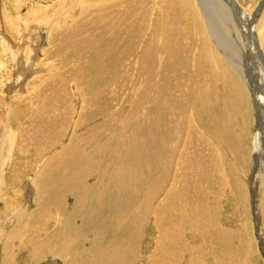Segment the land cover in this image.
Returning <instances> with one entry per match:
<instances>
[{
  "label": "rangeland",
  "instance_id": "374dc122",
  "mask_svg": "<svg viewBox=\"0 0 264 264\" xmlns=\"http://www.w3.org/2000/svg\"><path fill=\"white\" fill-rule=\"evenodd\" d=\"M11 1L15 2V0H11ZM11 1L10 0H0V99L2 102L0 103V155H1L0 157V264H29L27 262H30V260H32L33 258L32 249H31L32 244H30V240L28 239H24L25 241L17 240L16 239L17 234L14 233V230L20 228L21 224H24L23 229L25 232H27L33 229L37 223H40V222L43 223V221L41 220L37 221V219L29 218L30 215L28 214H30L32 211H36L37 209L50 208L51 213L55 211V215H57L58 218L63 216L65 213H69L70 211V213L77 215L78 217L81 218V220H78L79 222L77 221L78 223L75 227V230H73L74 233L72 232L69 235V237L76 238V240L73 241V243L71 244L73 247L72 250L71 249L69 250V258L71 259L76 258L75 254L77 252L79 259L83 258L84 261H87V262L90 261V259H88L89 257L88 254L83 252L84 249H88V247L90 246V243L86 242V244H84L83 242H81L80 246L82 248H79L78 250L74 248L73 244L82 238L92 237L91 235L93 234V232H95L94 228L100 227V228H104L103 230L106 231V234L102 232L100 233L102 239L101 240L99 239L98 243L100 242L105 243L106 241L112 239L111 240L112 244L114 243L117 244V242L119 244L123 240L131 237V235L133 236L134 234L133 232L132 234H130L131 233L130 231L132 230V228H131V224L129 223L131 222H128V221L127 223H125L124 226L120 225L119 230L117 231V233H115L114 231H116V227H115L116 220L121 219L123 216L122 214L127 215L129 217V215L132 214L131 213L132 208L136 207L138 203V202L136 203V201L137 200L140 201L141 197H143L146 194V188H147L148 182L150 181L153 186V183H154L152 182L153 178L156 175L158 176L161 175L167 167H170L168 160H166L172 156L171 154L172 151L170 150V147L167 146L166 151L164 150L159 151V150L160 148L162 149L165 143H167L168 145L171 144V147L176 148L177 144L175 142H176L177 135L175 133H170L168 137H166L163 141H162L161 133L157 135L156 134L152 135L153 138L155 137V140L152 142V144L145 146L147 148L145 149L146 156H145L144 169H143L144 173L145 172L151 173L150 174L151 176H148V177L146 176V179L144 178L145 177L144 175L138 176L141 179L140 180L139 178L136 179L137 185L133 186V190H130L132 180L130 181L129 178L123 177V174L128 172V169H129V163L124 162V160H125V157L128 156L126 158H128V162H129L132 159V155L130 154L134 153L135 151L138 152L140 148L142 150V147L140 143H139L140 144L139 146L138 144L139 140L137 139L136 135H131L130 139L128 137L129 141L125 139V136L123 135V131H122L124 130V122H121L120 120L125 119L127 113L132 109V111H136L137 113L140 114V116H142L144 124L147 123V117L143 113L144 107L142 105H139V103L148 101L149 102L148 107H150L152 111H155V110L160 111L161 110L160 108L162 106L170 102L171 104H174V105H177L178 103H180L181 111L176 110L174 112V114L178 113V115L172 117L173 124H176L178 122L179 116L184 115V114L185 116H187L186 117V122H187L188 115L191 114L190 112L191 109L189 110L190 113H187L189 103L195 101L196 99L201 100V101H207V97L205 94H203L200 91L194 92L192 88L193 86H197L198 88H203V85L206 83H208V86L211 87L213 94H215L214 90L217 91V94H218L217 96L219 97V102H220V103H217V102L215 103L214 99L212 100L211 110L215 114L214 113L212 114V111H210L211 114L209 113L210 114V115L208 114L209 116L206 115V117L202 119V124H201L205 127V123H208L210 119L214 123L213 128L210 127L208 123L207 124L208 129L205 131L203 130L201 131L205 134L206 139L212 138V144L215 149V152L212 155L216 158V162L218 163L216 167L218 169V174H219V178H213L215 182H209L210 183L209 186H206V188L208 189L207 196L210 199L209 204L211 205V208L213 209V213L215 212L214 213V216H215L214 226L213 227L210 226V230L211 232H213L214 236L216 237H217V234L221 232L222 233L223 232H232V233L235 232V234L238 235V239L232 241L231 243L233 244H230V245H231L232 250L236 247L237 254L232 253L231 255H227L226 253H224V250H225L224 248H218L217 246L212 247L210 245L209 246L205 245L207 242L204 243L205 240L202 241L199 238H193V236L196 233L192 234V233L187 232L186 230L187 226L185 225V228L182 230L183 234L182 232H177V233L174 232L171 234L175 236L177 241H180L179 237L183 240L188 239L189 246L195 250L196 248H199L200 253H195V256H193L191 259V253L189 252L191 251L190 250L191 248L187 247L186 250L179 249L177 251L181 253L179 261L178 259L175 261V259L171 255H168L167 258L164 259L163 261H161L160 258L157 260V257L154 258V256L153 258H151L150 254L153 251L159 254V249H160L159 245L156 243V238H158V230L156 228L155 221L158 220V218H156V216L153 214L156 211L154 201L151 202L150 207H148L149 212L147 213V216L145 217V219H147L148 224L144 225L145 227L141 232L142 238L140 239V241H137V243L134 240H130L128 243L125 244V246H128L130 243H132L133 248L130 251L135 252V253H138L137 251L141 246L144 247V250H146V255L144 253L143 257H141V259L137 261L135 264H154V263L163 264V262H165L164 264H240V263L250 264V262H252L251 264H264V251H263L264 250V231H263L264 227H262L264 226V221L262 220V223H261L262 230H259V225H257V220L255 221L253 217L254 212L258 216L262 214L260 213L261 212L260 207H262L263 205V203H260L257 209V207L254 205V196H255V200L257 203L261 200H263L264 202V196H263L264 195V185H263L264 182L263 184H261L262 177L259 178V174L264 172V169H262L259 174H256V171H255L256 164L258 163V161L262 160L264 163V159H263L264 158V155H263L264 154V148H263L264 147V130L262 131V128H261V132L258 135L259 139L261 140V141L259 140V143H260L259 145H261L259 146L254 140V135L257 134L260 131V129L256 125V118H255L256 115L254 114L253 108L251 106L252 104L250 103L251 97L249 93H247L248 94V99H247L246 95L242 91H240V89L237 87L236 84H234L233 90H229L228 85L230 84L232 80L229 77V73L226 71V80L221 76L223 67H225L226 69L230 70L231 73L235 74L236 76L238 75L237 77L242 82L243 87L245 86L244 83H247L250 86L254 84L253 77H251L252 75H250L251 72L249 70V66L247 65L249 61L250 51L249 52L246 51L245 53L244 49L246 48H244L242 45L243 42H245L246 44V40L248 38V35L246 36V33H247V28H248L249 33L253 35L254 39H256L254 40L255 44L250 45L249 49L251 50V47L254 46L255 50L261 53L260 54L258 52L259 55L258 54L257 55L261 58L258 60L261 62L263 68H261L259 65L258 74H255V76L257 78H260L258 79L259 83L261 84L264 83V75H262L263 74L262 72L264 71V53H262L264 52V49H262L264 48V38L261 37V33L259 31L256 32V30H258L257 27L252 26L251 23L248 26V22H250L249 20H252L253 18H255L260 6L264 3V0H223L224 3H226L228 6H231L232 11L234 13H236L239 16L241 14L240 17L244 20V22H246V26L244 30L242 32L240 30L242 34L241 40L239 41V38H238L236 42V46H238V49H239L238 53L240 51V54H241V56H239L240 60L238 61V64L240 67L242 66L241 68L244 69V71L242 69L241 74L240 73L238 74V72L234 69L233 65L228 62V58L227 57L225 58L224 55L220 52V49L218 48V45H217L218 43H216L214 39L212 40L211 35H208L206 37V39L207 38L208 39L205 40L203 34H201L196 27V22H195L196 16L194 14L188 16L187 11H185V12H182V15L175 14L172 16V14L169 13L170 10L162 3V0H124V1L116 0L117 4L115 6H118V7L114 6L111 8L112 15L109 17V20L94 17L95 15H100L101 8L107 0H101V3L99 5L101 8L98 6L95 8L94 6L89 5L88 6L89 8L86 7L85 11H83V9L80 7V3L78 2L79 0H76V1L74 0H71V1L70 0H30L28 1L26 0L25 3L21 2V4L17 2L13 4ZM203 1L205 2L204 4L205 6H203L206 8L205 12H203L205 8H201L200 7L201 5H199V3L197 4V6L199 10L203 9V11H200L201 13L199 14L201 15V19L204 20V23L207 27V21L205 18V14H207V16L209 17V11H208L209 5L207 3L208 2L207 0H203ZM196 3H197V0H196ZM125 5H128V6L126 7ZM263 10H262V13H263ZM148 11L152 13H149ZM131 12L132 13L134 12V13L132 14ZM144 14L146 15L144 16ZM68 15L70 16L68 17ZM143 16H144V19H143ZM149 17H150V20L147 19ZM259 17L258 19H260ZM100 22L102 23L101 26L105 28V30L103 31H99ZM34 25H36L38 28L37 29L33 28ZM103 25H107V26H103ZM226 25H228V23H226ZM161 26L163 27L161 28ZM222 27L223 26L221 25V29ZM96 31L99 33V36L96 34ZM222 31L226 34L229 32L227 28L225 27H223ZM156 32L158 33V35ZM262 32L264 33V29ZM113 36H114V39H112ZM235 37H236L235 35L232 36V34H230L228 38L230 41H233L234 40L233 38ZM242 37H245L246 39L243 41ZM87 41L89 44L87 43ZM12 42L13 44L9 45ZM177 42H178L179 49H177V46H176ZM123 43L125 46L123 45ZM128 43L130 46H128ZM21 44H24V45H21ZM12 45L14 46V49H12ZM233 47H234V44H233ZM205 49H209L208 56H207V53L205 54ZM210 49H214L215 51L217 50L216 52L218 53H215L212 50L211 51L212 54H211ZM226 49L230 52L229 50L230 48H226ZM236 51H237V47H236ZM256 51L254 52L256 53ZM213 53L215 55L217 54L218 56H220L219 58L222 62L221 64L218 62L217 63L215 62V60L217 59L216 57L214 58L215 55H213ZM15 54L18 56H16ZM174 55H176L177 57ZM72 56L74 59L72 58ZM193 56H194V59H193ZM212 56H213V60H212ZM127 57H130V58H128L127 60ZM196 58L198 59L199 63L198 61H196ZM223 60L227 63H224ZM178 61H179V64L182 66L181 68L177 64ZM196 63L198 64L196 65ZM214 63H215V67L213 66ZM88 64L91 67H88ZM196 67L197 69H195ZM198 67H199V70H198ZM120 69H122V71H120ZM72 71H75V73ZM248 71L250 72V74ZM245 73L248 74L249 76L248 75L246 76ZM216 74L222 77L221 81L217 82V79L215 80ZM53 78L55 79L53 80ZM92 79L93 80L95 79L96 81L95 80L93 81ZM125 82L126 83L128 82V83L126 84ZM160 83H161L160 86L162 90L161 88L159 89ZM145 84H147L150 87V96L142 99V97L138 96V94L143 89ZM178 84H181V90H178V88L175 87ZM188 84L189 86L187 88ZM88 87H91V88H88ZM132 87H134L135 89ZM167 87H171V90H167L166 89ZM151 91H153L154 93ZM189 91L190 93H188ZM119 92H121L120 93V95L122 94L121 96L119 95ZM196 93L198 94V97H196L197 96ZM134 94H136L137 97L135 96V98H130ZM193 95L194 97H192ZM60 100L61 101L63 100L62 102H65V103L61 104L60 102H58ZM226 100L230 101L231 103L229 104L226 103ZM80 101H82L83 104ZM90 102H93V104H90ZM200 104L205 105V103H202V102H200ZM234 105L238 106L237 112L233 111ZM215 106H217V109L220 111V113L217 112V109L215 108ZM67 107H68V110H67ZM86 107L87 109L90 107H93V108L97 107L96 110L94 109L96 114L87 115V117L85 116V121L89 122L93 120L96 116L99 117L95 119L96 121L95 120L91 121V123H94V124L96 123L98 125L96 126L93 124V126L96 127L95 128L96 132L94 133L96 134L95 137L98 136L96 140L98 145H96L93 149H91L89 146H86V147H83L82 149L83 151L80 150L79 152L69 154L70 157L66 159V162L60 161L58 162L60 163V165L55 164L56 168L52 172L53 174H51L50 176V172L47 170L45 166L46 165L48 166V163L51 162V159L53 158L54 154L62 151L65 147H67L66 145H69L72 142L74 135L76 133H77L76 137H82V134L80 133L78 134V132H80L83 129H85V131L84 130L83 131L86 132V129H87L86 127L80 128V129L78 128L79 126L78 124L84 123L80 119H81V113L84 112ZM31 109H35V110H31ZM34 111H37L34 113V115H36L39 112L41 113L40 115H42V117L46 119V121H50L52 122V124H54L48 130V133L45 134V137L40 136L41 140L37 142L36 146L33 143L32 139L26 140L24 137H22L24 135V132L27 133L26 129L29 128L25 120L28 114ZM221 111L229 112V114L223 117V115L221 114L222 113ZM21 112H24V113L21 114ZM62 112L64 113L62 114ZM65 113L66 115L64 116ZM237 115L239 116L237 117ZM261 115H262V111H261ZM221 116L222 118H220ZM204 119L206 120V122ZM16 121H20L23 123V130H18L16 128L15 126ZM55 122L57 124H55ZM102 123L103 125H99ZM222 124L225 125V130L229 131L232 134L231 136H232L233 142L231 146H228V144L224 142L220 143L219 140L216 139V137L218 136V132L215 129V127H218L221 129ZM173 127L175 128V126ZM208 130H210L214 134L211 135L208 132ZM142 135H143L142 133L138 134V138H140V140H141ZM50 137L51 138L59 137V140L61 139L62 143L59 141L60 144L53 146L48 150V148L51 146L50 142L52 141V139L49 140ZM108 137L111 138L110 142L112 141L109 144L105 142L107 139H109ZM147 137L152 140V137H150V133L147 134ZM22 138H24L25 140H23ZM99 138H100V143H99ZM133 139L134 140L137 139L138 141L135 140L136 142L134 143ZM136 143L138 145H136ZM225 144L229 147L227 149L228 151H226L225 147H223V145ZM257 145L258 147L262 149L258 150ZM116 146H117V149H116ZM179 147L181 146L179 145ZM255 147L257 150L255 149ZM57 148L59 149L58 151L56 150ZM15 149L20 150V155H19L20 159L16 161L12 159V156L13 155L15 156V153H16ZM8 151L11 152L13 155L9 153ZM127 152H129V154H126ZM197 153L200 154V155L198 154L199 156H204V154L201 151H198ZM109 155H110L111 160L107 158ZM260 156L261 157L263 156V158L261 159ZM73 158L75 159L73 160ZM76 160H79V161H76ZM88 160L89 162H86ZM108 160L109 162L107 163L106 161ZM213 160L215 161V159ZM72 161L74 162V164ZM97 161L99 163H97ZM118 161L121 163L118 164ZM71 163L74 167L71 165ZM84 165L86 166V168ZM173 167L174 166H172L170 169L172 170ZM72 168L74 170H72ZM87 168L89 169V171ZM100 168H102V170ZM106 168L107 170L108 169L109 170L107 171ZM40 169H42L43 171H39L38 173V170ZM198 169L201 173L203 171V176L208 177V171L206 170L207 168L199 164ZM222 169L224 170L222 171ZM73 171H74V175L73 173L71 174V172ZM66 173H67V176L70 173L67 180L64 178L66 176ZM101 173H104V174L101 175ZM88 174L90 175L88 176ZM70 175L74 177H70ZM103 175L105 177H103ZM179 177L185 179V181L187 182L185 184V189L187 193L188 189L190 188L189 179L191 176L184 178V174H182ZM245 178L247 180L248 179L250 180L247 181ZM256 178H259L258 183H257L258 185H256ZM34 180L36 181L38 180V181L35 182ZM72 180L73 182H71ZM80 180L82 181L80 182ZM172 180L173 178L170 177L169 181H167L166 186L163 187V191H162L163 193L166 192L170 188V184ZM70 182L71 184H69ZM225 184H228L230 188H224ZM236 185L239 186L243 190V192H245L244 193L245 198L244 200L242 199L241 203L237 200V198L240 197L239 196L240 192L237 189ZM246 185H248V188ZM106 186L110 187L109 188L110 190L106 188ZM76 188L79 190H77ZM96 188L98 190H96ZM67 189H68V192H67ZM92 189H93V193L91 192ZM74 190H77V192ZM89 190L91 193H89ZM94 190L96 192H94ZM71 191L74 194H72ZM112 191L113 192L115 191V192L113 193ZM101 192L103 193L101 194ZM67 193L69 195L71 193V195L69 196ZM100 194H101V197H100ZM127 194L128 195L130 194V196H128ZM46 195H48L50 198L49 203H47V201L45 200ZM214 195L216 196L214 197ZM54 196L56 197L54 198ZM77 196L80 198H78ZM93 196L95 197V200L97 202L92 200L94 199ZM111 196H112V199H111ZM125 196L126 198H123ZM98 197L101 199V201H99L100 199L97 200ZM77 198L78 199L82 198L84 200L85 198H87L88 200L87 199L85 201L83 200V202L80 203L79 200L77 201ZM128 200L130 203L128 202ZM77 202H79L80 204L77 205L76 204ZM170 203L171 201H166L167 207L170 206ZM109 206H111L112 208ZM78 207L80 208L79 211H77ZM84 208H87V210ZM97 209L100 212L97 211ZM261 209L264 212L263 207ZM92 210H94L95 212L94 211L91 212ZM110 210H112V212ZM80 212L82 213L84 212V214ZM167 212H168V208L164 209L161 212V214L164 216L165 215L167 216L166 214ZM119 213L122 216H120ZM174 213H177V214H174ZM188 213L189 212L187 211L184 215L181 212H173L172 216L175 221H177L176 219H178V221L180 220L184 221L185 219V222H186L188 219L186 215H188ZM87 215H89V217ZM262 218H264L263 214H262ZM87 222H88V225L86 226ZM103 222H106V223H103ZM94 225L95 227H92ZM105 226L108 227V229ZM80 230L81 231L84 230V231L81 232ZM126 231L130 233H127ZM123 233L126 236H124ZM7 235L11 239L10 242L6 241ZM47 237H48V233L46 235H41V237L37 240V243L43 242ZM262 237H263V240H262ZM28 244L30 245L28 246ZM250 244H252V246ZM100 246L102 247V245ZM183 248L185 249L184 246ZM56 249H57V245L55 243V246H53L51 249V254L46 253L45 257L42 259L40 264H64V262H67L68 264H70L69 260L68 261L63 260L65 256H60V257L56 256V259H54L56 255ZM243 250L245 251L243 252ZM9 254L13 255L12 260L9 259L8 257ZM140 255H141V252L139 256ZM125 257H126V254H124V259ZM6 259H8L10 262H7ZM99 261H101L102 263L101 258L99 259Z\"/></svg>",
  "mask_w": 264,
  "mask_h": 264
},
{
  "label": "bare ground",
  "instance_id": "6f19581e",
  "mask_svg": "<svg viewBox=\"0 0 264 264\" xmlns=\"http://www.w3.org/2000/svg\"><path fill=\"white\" fill-rule=\"evenodd\" d=\"M11 1V0H10ZM26 0H15V2L17 3H25ZM30 1V0H28ZM71 1V0H70ZM76 1V0H74ZM121 1V0H120ZM124 1V0H123ZM208 2V5H209V17L207 16V14H205V18H206V21H207V27L204 23V20L201 19V15L199 13H201L200 11H203L202 10H199L198 9V6L197 4L199 3V5H201L200 7L201 8H205L203 6H205V2L203 0H197V3H196V0H162V3L170 10L169 13L173 15L175 14H180L182 15V12H185L187 11V14L188 16L189 15H192L194 14L196 16V27L197 29L199 30V32L201 34H203L205 40L206 37L208 35H211L212 36V40L214 39V41L216 43H218V48L220 49V52L224 55V57L228 58V62L230 64L233 65L234 69L238 72V74L242 72V69L239 64H238V61L240 60L239 56H241L240 54V51L238 53V46H236V42H237V39L239 38V41L241 40V32L244 30L245 26H246V22H244V20L240 17L239 15H237L236 13H234L232 11V8L231 6H228L226 3H224L223 0H207ZM12 2V1H11ZM15 2H12L13 4H15ZM43 2V1H42ZM80 3V7L83 9V11L86 10V7L89 8L88 6H94L95 8L98 6L100 7V3H101V0H79L78 1ZM135 2V1H134ZM63 3V2H62ZM239 3V2H238ZM117 4L116 0H107L104 5L102 6L101 8V12H100V15H95L94 17H98V18H102V19H108L109 20V17L112 15V12H111V8L114 7L115 5ZM122 4V2H121ZM136 4V3H135ZM19 5V4H17ZM102 5V4H101ZM247 5V4H246ZM126 7L128 5H125ZM76 7V6H75ZM78 7V6H77ZM115 7H118V6H115ZM135 8V7H134ZM136 9V8H135ZM138 9V8H137ZM146 9V8H145ZM167 9V10H168ZM264 3L260 6L259 10H258V13L257 15L255 16V18H253L252 20H249L250 22H248V26L251 25L252 26H255L258 28L257 31H259L261 33V37L264 38V33L262 32L263 29H264ZM206 8L204 9L203 12H205ZM235 10V9H234ZM262 10H263V13H262ZM74 11V10H73ZM78 11V10H77ZM144 11V10H143ZM71 12V11H70ZM149 12V11H148ZM158 12V11H157ZM61 13V12H60ZM95 13V12H94ZM132 13V12H131ZM134 13V12H133ZM132 13V14H133ZM149 13H152V12H149ZM79 14V13H78ZM138 14V13H137ZM141 14V13H140ZM146 14H144L145 16ZM151 15V14H150ZM70 15H68L69 17ZM134 16V15H132ZM144 16H143V19H144ZM252 16V15H251ZM253 16V17H254ZM260 16V17H259ZM46 17V16H45ZM85 17V16H84ZM258 17L260 19H258ZM76 18V17H75ZM81 18V16H80ZM83 18V17H82ZM177 18V17H176ZM204 18V17H203ZM79 19V18H78ZM150 20V17L147 18ZM246 19V18H245ZM77 21V19H76ZM156 21V20H155ZM72 22V21H71ZM144 22V21H143ZM164 22V21H163ZM39 23V22H38ZM128 23V22H127ZM159 23V22H158ZM226 23H228V25H226ZM255 23V24H254ZM84 24V22H83ZM99 24V23H98ZM97 24V25H98ZM101 22H100V27H99V31H103L105 30L104 27L101 26ZM104 24V23H103ZM82 25V24H81ZM95 25V26H97ZM136 25V24H135ZM134 25V27H135ZM141 25V24H140ZM148 25V24H147ZM160 25V24H159ZM185 25V24H184ZM221 25L225 28H227V30L229 31L227 34L224 33L221 29ZM36 25H34L33 28H38L37 26L35 27ZM79 26V25H78ZM103 26H107V25H103ZM142 26V25H141ZM146 26V25H145ZM187 26V25H186ZM163 26H161L162 28ZM173 27V26H172ZM88 28V27H87ZM93 28V26H92ZM177 29V28H176ZM254 29V28H253ZM35 30V29H34ZM83 30V29H82ZM85 30V29H84ZM96 30V29H95ZM140 30V29H139ZM138 30V31H139ZM181 30V29H180ZM241 30V32H240ZM249 29L247 28V33H246V36L248 35V38L246 40V44L245 42L242 43L243 47L246 48L244 49L245 53L246 51L249 52L250 51V54H249V61H248V66H249V70L251 72H249L250 75H252L251 77H253V80H254V86L253 85H248L247 83H244L245 86L243 87L242 86V82L240 81V79L233 73L230 72V70L226 69L225 67H223V71H222V74L221 76L226 80V71L229 73V77L232 79L230 84L228 85V89L229 90H233V87H234V84L237 85V87L240 89V91H242L245 95H246V98L248 99V94L250 95L251 97V106L253 108V112L254 114L256 115L255 118H256V125L257 127L260 129V131L254 135V140L255 142L259 145V133L261 132V128H262V131L264 130V83H259L258 79L260 78H257L255 76V74H258V66L260 65L261 68L262 67V64L261 62L258 60V59H261L258 55V52L255 50V47L252 46L251 47V50L249 49L250 48V45L252 44H255L254 43V37L252 34L249 33L248 31ZM26 31V30H25ZM165 31V30H164ZM28 32V31H27ZM121 32V31H119ZM118 32V33H119ZM166 32V31H165ZM26 33V32H25ZM90 33V32H88ZM127 33V32H126ZM157 33V32H156ZM210 33V34H209ZM222 33V34H221ZM84 34V33H83ZM81 34V35H83ZM96 34L99 36V33L96 31ZM230 34L235 35L236 37L233 38L234 40L233 41H230L229 40V36ZM29 35V34H28ZM78 35V34H77ZM91 35V34H90ZM120 35V34H119ZM127 35V34H125ZM133 35V34H132ZM138 35V34H137ZM158 35V33H157ZM166 35V34H165ZM140 36V35H139ZM142 36V35H141ZM146 36V35H145ZM245 36V37H246ZM72 37V36H71ZM80 37V36H79ZM90 37V36H89ZM137 37V36H136ZM168 37V36H167ZM245 37H242V40L244 41L246 38ZM85 38V37H84ZM116 38V36H115ZM156 38V37H155ZM86 39V38H85ZM89 39V38H88ZM91 39V38H90ZM114 39V36L113 38ZM119 39V38H118ZM122 39V38H121ZM130 39V38H129ZM166 39V38H165ZM193 39V38H192ZM13 40V39H12ZM131 40V39H130ZM144 40V39H143ZM155 40V39H154ZM191 40V39H190ZM260 40V39H259ZM78 41V40H77ZM82 41V40H81ZM117 41V40H116ZM121 41V40H120ZM128 41V40H127ZM172 41V40H171ZM187 41V40H186ZM230 41V42H229ZM129 42V41H128ZM132 42V41H131ZM152 42V41H151ZM150 42V43H151ZM168 42V41H167ZM195 42V41H194ZM233 42V43H232ZM261 42V41H259ZM67 43V42H66ZM86 43V42H84ZM88 43V41H87ZM118 43V42H117ZM193 43V42H192ZM13 44L10 43L9 45ZM31 44V43H30ZM65 44V43H64ZM73 44V43H72ZM83 44V43H82ZM89 44V43H88ZM135 44V43H134ZM133 44V45H134ZM145 44V42H144ZM143 44V45H144ZM233 44H234V47H233ZM238 44V43H237ZM20 45V44H18ZM21 45H24V44H21ZM122 45V44H120ZM124 45V43H123ZM150 45V44H149ZM155 45V44H154ZM241 45V47H242ZM36 46V45H35ZM74 46V45H73ZM86 46V45H85ZM125 46V45H124ZM128 46L129 43H128ZM177 46V49H179L178 47V42L176 44ZM180 46V45H179ZM240 46V45H239ZM11 47V46H9ZM64 47V46H63ZM75 47V46H74ZM88 47V46H87ZM120 47V46H119ZM135 47V46H134ZM164 47V46H163ZM230 48V52L226 49V48ZM236 47H237V51H236ZM72 48V46H71ZM121 48V47H120ZM123 48V47H122ZM139 48V47H138ZM143 48V47H142ZM141 48V49H142ZM147 48V47H146ZM259 48V47H258ZM12 49H14V46L12 45ZM116 49V48H115ZM264 49V48H262ZM66 50V48H65ZM86 50V48H85ZM171 50V49H170ZM214 51L215 53H218L216 52L214 49H210V52L211 51ZM75 51V50H74ZM73 51V52H74ZM139 51V50H138ZM142 51V50H141ZM144 51V50H143ZM208 51V52H207ZM256 51V53L254 52ZM16 52V51H15ZM164 52V51H163ZM178 52V51H177ZM64 53V52H63ZM72 53V52H71ZM207 53V56H208V53H209V49H205V54ZM242 53V52H241ZM260 53V52H259ZM264 53V52H262ZM67 54V53H66ZM75 54V53H74ZM164 54V53H163ZM172 54V53H171ZM212 54V52H211ZM258 54V55H257ZM261 54V53H260ZM16 55V54H15ZM81 55V54H80ZM92 55V54H91ZM117 55V54H116ZM169 55V54H168ZM213 55H215L213 53ZM217 55V54H216ZM214 56V58L216 57L217 60H215V62L217 63H222L221 60H220V56ZM227 55V56H226ZM18 56V55H16ZM176 56V55H174ZM12 57V56H11ZM86 57V56H85ZM112 57V55H111ZM177 57V56H176ZM179 57V56H178ZM70 58V57H69ZM73 58V56H72ZM128 58L130 57H127V60ZM19 59V58H18ZM17 59V60H18ZM64 59V58H63ZM74 59V58H73ZM132 59V58H131ZM170 59V58H169ZM181 59V58H179ZM193 59H194V56H193ZM192 59V60H193ZM244 59V58H243ZM101 60V59H100ZM112 60V59H111ZM158 60V59H157ZM212 60H213V56H212ZM242 60V59H241ZM245 60V59H244ZM196 61H198V59L196 58ZM224 61V60H223ZM15 62V61H14ZM75 62V61H74ZM78 62V61H77ZM97 62V61H96ZM155 62V61H154ZM161 62V61H160ZM246 62V61H245ZM94 63V62H93ZM125 63V62H123ZM127 63V61H126ZM139 63V62H138ZM176 63V62H175ZM199 63V61H198ZM196 63V65L198 64ZM224 63H227L224 61ZM240 63V62H239ZM17 64V63H16ZM97 64V63H96ZM149 64V63H148ZM177 64L180 66V68L182 67L180 64H179V61L177 62ZM92 65V64H91ZM95 65V64H94ZM111 65V64H110ZM114 65V64H113ZM137 65V64H136ZM231 65V66H232ZM16 66V65H15ZM98 66V65H97ZM96 66V67H97ZM125 66V65H124ZM215 67V63L213 65ZM244 66V65H243ZM247 66V67H248ZM73 67V66H72ZM88 67H91L89 66L88 64ZM87 67V68H88ZM94 67V66H93ZM95 67V68H96ZM113 67V66H112ZM138 67V66H137ZM82 68V67H81ZM86 68V69H87ZM116 68V67H115ZM144 68V67H143ZM28 69V68H27ZM54 69V67H53ZM69 69V68H68ZM97 69V68H96ZM172 69V68H171ZM190 69V68H189ZM197 69V67L195 68ZM194 69V71H195ZM124 70V68H123ZM139 70V69H138ZM147 70V69H146ZM166 70V69H165ZM198 70H199V67H198ZM246 70V69H245ZM63 71V70H61ZM66 71V70H65ZM83 71V70H82ZM92 71V69H91ZM97 71V70H96ZM120 71H122V69H120ZM136 71V70H135ZM140 71V70H139ZM175 71V70H174ZM244 71V69H243ZM20 72V71H19ZM75 73V71H72ZM169 72V71H168ZM247 72V71H246ZM60 73V72H59ZM73 73V74H74ZM91 73V72H90ZM102 73V72H101ZM115 73V72H114ZM133 73V71H132ZM146 73V72H145ZM216 73V72H215ZM264 75V71L262 72ZM63 74V73H62ZM67 74V73H66ZM71 74V73H70ZM83 74V72H82ZM119 74V73H118ZM192 74V73H191ZM199 74V73H198ZM57 75V74H56ZM68 75V74H67ZM122 75V74H121ZM154 75V74H153ZM158 75V74H157ZM162 75V74H161ZM160 75V76H161ZM175 75V74H174ZM245 75L247 76L248 74L245 73ZM47 76V75H46ZM87 76V75H86ZM177 76V75H176ZM191 76V75H190ZM249 76V75H248ZM50 77V76H49ZM55 77V76H54ZM66 77V76H65ZM77 77V76H76ZM92 77V76H91ZM95 77V76H94ZM159 77V76H158ZM157 77V78H158ZM220 77V75L218 76L216 74V78L215 80L217 79V82L221 81L222 80V77ZM85 78V77H84ZM87 78V77H86ZM106 78V77H105ZM119 78V77H118ZM139 78V76H138ZM197 78V77H196ZM263 78V76H262ZM261 78V79H262ZM55 78H53L54 80ZM72 79V78H70ZM78 79V78H77ZM90 79V78H89ZM88 79V80H89ZM124 79V78H123ZM191 79V77H190ZM244 79V78H243ZM46 80V79H45ZM93 80V79H92ZM95 80V79H94ZM93 80V81H94ZM198 80V79H197ZM41 81V79H40ZM44 81V80H42ZM52 81V80H51ZM61 81V80H60ZM68 81V80H67ZM77 81V80H76ZM80 81V80H79ZM82 81V80H81ZM96 81V80H95ZM118 81V80H117ZM252 81V80H251ZM119 82V81H118ZM179 82V81H178ZM190 82V81H189ZM225 82V81H224ZM60 83V82H59ZM111 83V82H110ZM115 83V82H114ZM126 83V82H125ZM128 83V82H127ZM126 83V84H127ZM132 83V82H131ZM182 83V82H181ZM206 83V82H205ZM46 84V83H45ZM61 84V83H60ZM76 84V83H75ZM97 84V83H96ZM109 84V83H108ZM124 84V83H123ZM135 84V83H134ZM148 84V83H147ZM145 84L143 89L140 91V93L138 94V96L142 97L143 98H146V97H149L150 96V87ZM151 84V83H150ZM157 84V83H156ZM215 84V83H214ZM217 84V83H216ZM81 85V84H80ZM112 85V84H111ZM120 85V84H119ZM161 85V83L159 84V86ZM227 85V84H226ZM133 86V85H132ZM189 84L187 85V88H188ZM224 86V85H223ZM253 86V87H252ZM25 87V86H24ZM112 87V86H111ZM163 87V86H162ZM176 88H178V90H181V84H178L175 86ZM217 87V86H216ZM88 88H91V87H88ZM110 88V87H109ZM125 88V87H124ZM134 88V87H132ZM157 88V87H156ZM161 88V86L159 87V89ZM164 88V87H163ZM174 88V87H173ZM172 88V89H173ZM60 89V88H59ZM79 89V88H78ZM94 89V88H93ZM98 89V88H97ZM100 89V88H99ZM135 89V88H134ZM133 89V90H134ZM158 89V88H157ZM167 90H171V87H167L166 88ZM193 91H200L202 92L203 94L206 95L207 97V101H201V100H198L196 99L195 101L189 103V106H188V109H187V113H190V115H188V121L186 122V117L185 114L184 115H180L179 118H178V122L176 124H173V120H172V117L173 116H176L178 115V113H175L174 112L176 110H180L181 109V104L178 103L177 105H174V104H171L168 103L164 106H162L160 109V111L158 110H155V111H152L150 109V107H148L149 105V102L148 101H145V102H142V103H139V105H142L144 107V110H143V113L146 115L147 117V123L144 124L143 122V118L142 116H140L139 113H137L136 111H132V109L127 113L126 115V118L125 119H122L120 120L121 122H124V130L123 131V135L125 136V139L128 140V137L129 139L131 138L130 136L131 135H136L137 140L138 141V144L140 143L141 144V147H142V150L140 148V150L138 152H134L130 155H132V159L128 162V156L125 157V160L124 162L126 163H129V169H128V172L124 173L123 174V177L124 178H129V180L132 182L131 184V189L130 190H133V186H136V179L139 178V180L141 179L140 177L138 176H141V175H144L145 179H146V176H151L150 174L151 173H147L143 171L144 169V161H145V156H146V151L145 149L147 147V145H150L152 144V142L155 140V137L153 138L152 135L153 134H159L161 133L162 134V141L168 137V135L170 133H175L177 136H176V148L175 147H171V144L168 145L167 143L164 144V146L162 147V149L160 148L159 151H166V147H170V150L172 151L171 154L172 156L169 158V159H166L168 160V163L170 164V167H167L165 169V171L161 174V175H156L152 182L153 183V186H152V183L149 181L148 184H147V188H146V194L141 197L140 201L137 200L136 203V207H133L132 210H131V215H129V217L127 215H119L122 216L121 219L119 220H116V224H115V227H116V231H114L115 233H117V231L119 230V227L120 225L124 226L125 223L128 222H131L129 224H131V228L132 230L130 231L128 228V230L131 232H127V233H130L132 234V232L134 233L133 236L131 235V237L123 240L122 242H120L118 244H112V239L111 240H108L106 241L105 243H98L99 242V239L101 240L102 237L100 235V233H105L106 234V231H104L103 229L104 228H94L95 229V232H93V234L91 235L92 237H87V238H82L78 241H76L73 246L76 250H78L79 248H82L80 246L81 242H83L84 244H86V242H89L90 243V246L88 247V249H84L83 252H85L86 254H88V259H90V261H84L83 258L79 259L78 255H77V252L75 254V257L76 258H69V250L71 249L72 250V243L73 241L76 240V238L74 237H69V235L73 232V230H75V227L77 225V223L79 222L78 220H81L80 217H78L77 215H74L72 213H65L63 216H61L60 218L57 217V215H55V211L51 213L50 211V208L48 209H37L36 211H32L30 214V219H37L38 220H41L43 221L40 222V223H37L36 226L25 232L24 229H23V225L24 224H21L20 228L18 229H15L14 232L17 234L16 235V239L17 240H24V239H28L30 240V244H32V255H33V258L32 260H30V262H27L29 264H40L42 259L45 257V254H51V249L53 246H55V243L57 245V249H56V255H55V258L56 259V256L60 257V256H65V258L63 260H69L70 264H135L137 261H139L141 259V257H143L144 253L146 255V250H144V247H140L138 249V253H135V252H132L130 250H132L133 248V245L132 243H130L128 246H125L126 243H128L130 240H134L136 243L137 241H140V239L142 238L141 237V232L142 230L144 229V225L145 224H148L147 222V219H145V217L147 216V213L149 212V208L150 205H151V202H155V207H156V211L155 213H153L156 218H158V220H156V228L158 230V238H156V243L159 245V254L156 253L155 251H153L150 255H151V258H154L157 257V260L160 258L161 261H163L164 259L167 258L168 255H171L175 261L178 259L179 261V258H180V254L179 252H177L179 249H182V250H186L187 247H190L189 246V243H188V239L186 240H183L179 237V240L180 241H177L175 236L172 235L171 233H174V232H182V230L185 228V225L187 226L186 230L187 232L189 233H196L193 238H199L201 239L202 241L205 240L204 243H206L205 245H210L212 247L214 246H217L218 248H224V253H226L227 255H231L232 253L234 254H237V251H236V247L232 250L231 248V245L230 244H233L231 243L232 241L238 239V235L235 234V232H221V233H218L217 234V237L214 236L213 232H211L210 230V226H214V219H215V216H214V213H213V209L211 208V205L209 204V197L207 196V192H208V189L206 188V186H209V182H215L213 180V178H219V174H218V169L216 167V165L218 164L216 162V158L212 155L214 152H215V149H214V146L212 144V138H207L205 137V134L201 131H205L208 129V126L207 124L209 123V126L213 128L214 126V123L213 121L210 119L208 123H205V127L202 124V119L204 117H206V115H208L210 113V111H212V100L214 99V102L216 103H220L219 102V97L217 96V91L214 90L215 94L212 93V90H211V87L208 86V83L204 84L203 85V88H198L197 86H193ZM96 90V89H95ZM94 90V91H95ZM162 90V88H161ZM218 90V89H217ZM74 91V90H73ZM85 91V90H84ZM89 91V90H88ZM97 91V90H96ZM122 91V90H121ZM156 91V90H154ZM223 91V90H222ZM75 92V91H74ZM101 92V91H100ZM125 92V91H124ZM153 92V91H151ZM115 93V92H114ZM113 93V94H114ZM121 92H119V95H120ZM123 93V92H122ZM126 93V92H125ZM154 93V92H153ZM185 93V92H184ZM190 93V91L188 92ZM199 93V92H198ZM44 94V93H43ZM58 94V93H57ZM78 94V93H77ZM133 94V93H132ZM177 94V93H176ZM193 94V93H192ZM195 94V93H194ZM197 94V93H196ZM7 95V94H6ZM5 95V96H6ZM122 95V94H121ZM120 95V96H121ZM187 95V93H186ZM222 95V94H221ZM136 94L132 95L130 98H135ZM169 96V95H168ZM64 97V96H63ZM87 97V96H86ZM85 97V98H86ZM128 97V96H127ZM126 97V98H127ZM137 97V96H136ZM157 97V96H156ZM187 97V96H186ZM194 97V95L192 96ZM198 97V94L197 96ZM80 98V97H79ZM118 98V97H117ZM154 98V97H153ZM191 98V97H190ZM59 99V98H58ZM155 99V98H154ZM163 99V98H162ZM186 99V98H185ZM194 99V98H193ZM6 100V99H5ZM79 100V99H78ZM82 100V98H81ZM90 100V98H89ZM134 100V99H132ZM149 100V99H148ZM160 100V99H159ZM166 100V98H165ZM221 100V98H220ZM63 101V100H62ZM61 100L58 101L60 102L61 104L62 103H65V102H62ZM139 101V99H138ZM157 101V99H156ZM178 101V100H177ZM183 101V100H182ZM243 101V100H242ZM248 101V100H247ZM57 102V103H58ZM82 103V101H80ZM129 102V101H128ZM133 102V101H132ZM200 102L202 103H205V105H201ZM213 102V103H214ZM0 103L1 102V99H0ZM5 103V102H4ZM7 103V102H6ZM86 103V101H85ZM173 103V101H172ZM188 103V102H187ZM226 103H231L230 101L226 100ZM248 103V102H247ZM10 104V103H9ZM59 104V103H58ZM80 104V103H79ZM83 104V103H82ZM81 104V105H82ZM89 104V103H88ZM90 104H93V102H90ZM126 104V103H125ZM107 105V104H106ZM122 105V104H121ZM156 105V104H155ZM172 105V106H170ZM188 105V104H187ZM186 105V106H187ZM214 105V104H213ZM245 105V104H244ZM88 106V105H87ZM136 106V104H135ZM134 106V107H135ZM153 106V105H152ZM157 106V105H156ZM159 106V105H158ZM185 106V105H184ZM233 106V105H232ZM82 107V106H81ZM100 107V106H99ZM123 107V106H122ZM128 107V106H127ZM133 107V108H134ZM26 108V107H25ZM97 107L93 108V107H90L87 109L84 110V112L81 113V119L84 123L83 124H78V128H84L86 127V132L85 129L81 130L80 132H78V134H82V137H76V134L74 135V138L72 140V142L69 144V145H66L67 147H63L64 149L60 152H57L56 154H54L53 158L51 159V162L48 163V166L46 165L45 167L47 168V170L50 172V176L51 174H53L52 172L55 170L56 165H60V161H65L66 162V159L68 157H70L69 154L71 153H75V152H79L80 150L83 149V147H86V146H89L91 149H93L97 144L96 140L98 138L95 137L96 134L94 132H96V127L93 126L94 123H91V121H94L96 118H99L98 116H96L93 120L89 121V122H86L85 121V116L87 117V115H93V114H96L94 109L96 110ZM140 108V107H139ZM215 108L217 109V106H215ZM223 108V107H222ZM10 109V108H9ZM20 109V108H19ZM24 109V108H23ZM81 109V108H80ZM120 109V108H119ZM126 109V108H125ZM124 109V111H125ZM191 109V111L189 112V110ZM221 109V108H219ZM25 110V109H24ZM31 110H35V109H31ZM67 110H68V107H67ZM117 110V109H115ZM114 110V111H115ZM134 110V109H133ZM238 110V106L237 105H234L233 107V111L234 112H237ZM121 111V110H120ZM181 111V110H180ZM216 111V110H215ZM231 111V110H230ZM261 111H262V115H261ZM10 112V111H8ZM7 112V113H8ZM37 112V111H34V112H30L25 120V122L28 124L29 128L26 129L27 130V133L24 132V135L22 137H24L26 140L27 139H32L33 140V143L35 144V146L37 145V142L41 140L40 136H44L45 137V134L48 133V130L52 127V122L50 121H46L45 118L42 117V115H40L41 113H37L36 115H34V113ZM74 112V111H73ZM184 112V111H183ZM217 112L220 113V111L217 109ZM222 112V111H221ZM12 113V112H11ZM24 112H21V114H23ZM47 113V112H46ZM45 113V114H46ZM64 112H62L63 114ZM126 113V112H125ZM186 113V114H187ZM214 112L212 111V114ZM174 114V115H173ZM211 114V113H210ZM209 114V115H210ZM215 114V113H214ZM223 115V117L227 116L229 114V112H222L221 113ZM238 114V113H237ZM8 115V114H7ZM66 115V113L64 114V116ZM119 115V114H118ZM194 115V116H193ZM208 115V116H209ZM232 115V114H231ZM111 116V115H110ZM196 116V117H195ZM233 116V115H232ZM239 115H237L238 117ZM6 117V116H5ZM50 117V116H48ZM60 117V116H58ZM67 117V116H66ZM89 117V116H88ZM125 117V116H124ZM213 117V116H212ZM11 118V117H10ZM55 118V117H54ZM62 118V117H61ZM93 118V117H92ZM115 118V117H114ZM222 118V116L220 117ZM73 119V118H72ZM75 119V118H74ZM102 119V118H101ZM100 119V120H101ZM108 119V118H107ZM118 119V118H117ZM8 120V119H7ZM20 120V119H19ZM205 120V119H204ZM230 120V119H229ZM235 120V119H233ZM96 121V120H95ZM103 121V120H102ZM101 121V122H102ZM224 121V120H223ZM104 122V121H103ZM117 122V121H116ZM146 122V121H145ZM206 122V120H205ZM11 123V121H10ZM49 123V124H47ZM70 123V121H69ZM120 123V122H119ZM223 123V122H222ZM225 123V122H224ZM55 124H57L55 122ZM123 124V123H122ZM9 125V123H8ZM26 125V124H25ZM60 125V124H59ZM74 125V124H73ZM96 126H98L96 123L94 124ZM99 125H103L102 124H99ZM16 128L18 130H23V123L20 122V121H16ZM27 126V125H26ZM27 126V127H28ZM75 126V125H74ZM106 126V125H105ZM109 126V125H108ZM113 126V125H112ZM111 126V127H112ZM175 126V128L173 127ZM26 127V128H27ZM56 127V125H55ZM114 127V126H113ZM252 127V126H250ZM256 127V128H257ZM248 128V127H247ZM72 129V128H71ZM108 129V128H107ZM114 129V128H112ZM120 129V128H119ZM210 129V128H209ZM215 129L217 130L218 132V136L216 137L217 140H219L220 143L224 142L226 144H228V146H231L232 145V142H233V139H232V134L225 130V125L222 124V127L221 129L218 128V127H215ZM101 130V129H100ZM174 130V131H173ZM251 130V129H250ZM257 130V129H256ZM255 130V132H256ZM33 131V132H32ZM112 131V130H111ZM240 131V130H239ZM109 132V131H108ZM106 132V133H108ZM116 132V130H115ZM207 132V131H206ZM208 132L212 135L214 134L213 132H211L210 130H208ZM254 132V133H255ZM20 133V132H19ZM142 133L143 135L141 136V140L140 138H138V134ZM150 133V137H152V140L149 139L147 137V134ZM100 134V133H99ZM110 134V133H109ZM114 134V133H113ZM252 134V133H251ZM120 135V134H118ZM94 136V137H93ZM104 136V135H103ZM107 136V135H106ZM123 136V137H124ZM207 136V135H206ZM215 136V135H214ZM21 137V136H20ZM53 137V136H52ZM110 137V135H109ZM108 137V138H109ZM24 138H22L23 140H25ZM52 141L50 142L51 143V146L48 148V150L53 147V146H56L59 143V141L61 142V139L59 140V137H54V138H49V140ZM102 139V138H101ZM113 139V138H112ZM120 139V138H119ZM103 140V139H102ZM101 140V141H102ZM111 138L107 139L105 142L107 144L111 143L110 142ZM118 140V138H117ZM121 140V139H120ZM124 140V139H123ZM134 140V139H133ZM134 140V143L136 142ZM168 140V139H167ZM263 140V138H262ZM115 141V140H114ZM122 141V140H121ZM129 141V140H128ZM261 141V140H260ZM25 142V141H24ZM32 142V141H31ZM30 142V143H31ZM125 142V141H123ZM133 142V141H132ZM159 142V141H158ZM263 142V141H262ZM19 143V141H18ZM43 143V141H42ZM41 143V144H42ZM62 143V142H61ZM99 143H100V138H99ZM4 144V143H3ZM2 144V145H3ZM104 144V142H103ZM118 144V143H117ZM123 144V143H122ZM136 143V145H138ZM139 144V146H140ZM223 145V147H225V150L228 151L227 149L229 148L227 145ZM263 144V143H262ZM114 145V144H113ZM131 145V144H130ZM159 145V144H158ZM179 145L181 147H179ZM252 145V144H251ZM257 145V147H258ZM16 146V145H15ZM25 146V144H24ZM107 146V145H106ZM248 146V145H247ZM261 146V145H259ZM21 147V146H20ZM108 147V146H107ZM121 147V145H120ZM158 147V146H157ZM61 148V147H60ZM102 148V146H101ZM100 148V149H101ZM172 148V149H171ZM264 148V147H263ZM88 149V148H87ZM116 149H117V146H116ZM123 149V147H122ZM253 149V148H252ZM256 149V147H255ZM259 149H262L260 147H258V150ZM12 150V149H11ZM10 150V151H11ZM28 150V149H27ZM47 150V151H48ZM57 151L59 150L58 148L56 149ZM110 150V149H109ZM136 150V149H135ZM257 150V149H256ZM83 151V150H82ZM107 151V149H106ZM111 151V150H110ZM119 151V150H118ZM169 151V150H168ZM198 151H201L204 156H199L200 154L197 153ZM9 152V151H8ZM15 156L11 153L13 156H12V159L13 160H19L20 159V150L18 149H15ZM130 152V151H129ZM129 152H127L126 154H129ZM170 152V151H169ZM24 153V152H23ZM125 153V152H124ZM163 153V152H162ZM197 153V154H196ZM2 154V153H1ZM122 154V153H121ZM199 154V155H198ZM252 154V152H251ZM106 155V154H105ZM157 155V154H156ZM155 155V156H156ZM202 155V154H201ZM256 155V154H255ZM264 155V154H263ZM6 156V155H5ZM11 156V155H10ZM74 156V155H73ZM72 156V157H73ZM78 156V155H77ZM76 156V157H77ZM199 156V157H198ZM217 156V155H216ZM258 156V155H257ZM1 157V155H0ZM75 157V158H76ZM114 157V156H113ZM28 158V157H27ZM38 158V157H36ZM48 158V157H47ZM73 158V160L75 159ZM103 158V157H102ZM105 158V156H104ZM103 158V159H104ZM110 159V155L107 157ZM112 158V157H111ZM123 158V157H122ZM152 158V157H151ZM199 158V159H198ZM260 158L262 159L263 156ZM259 158V159H260ZM7 159V158H6ZM148 159V157H147ZM155 159V158H154ZM215 159V161L213 160ZM256 159V158H255ZM264 159V158H263ZM30 160V159H29ZM91 160V159H89ZM86 161V162H89ZM111 160V159H110ZM213 160V161H212ZM9 161V160H8ZM69 161V160H68ZM76 161H79V160H76ZM101 161V160H100ZM121 161V160H119ZM118 161V164H120L121 162ZM218 161V160H217ZM56 162V163H54ZM73 162V161H72ZM92 162V161H91ZM107 163L109 162L106 161ZM219 162V161H218ZM254 162V161H253ZM95 163V162H94ZM97 163H99L97 161ZM101 163V162H100ZM153 163V162H152ZM2 164V163H1ZM40 164V163H39ZM45 164V163H44ZM63 164V162H62ZM74 164V162H73ZM77 164V162H76ZM124 164V163H123ZM201 164L203 167L207 168L206 170L208 171V177H205L203 176V171L202 173L199 171L198 169V165ZM35 165V164H34ZM69 165V164H68ZM72 165V163H71ZM93 165V163H92ZM100 165V164H99ZM98 165V166H99ZM117 165V164H116ZM126 165V164H125ZM148 165V164H147ZM151 165V164H150ZM161 165V163H160ZM255 165V164H254ZM3 166V165H2ZM63 166V165H62ZM73 166V165H72ZM85 166V165H84ZM88 166V165H87ZM118 166V165H117ZM116 166V167H117ZM127 166V165H126ZM163 166V165H162ZM173 167V169L171 170L170 168ZM30 167V166H29ZM39 167V166H38ZM74 167V166H73ZM91 167V166H90ZM95 167V166H94ZM149 167V166H148ZM156 167V166H155ZM40 168V167H39ZM83 168V167H82ZM81 168V169H82ZM86 168V166H85ZM98 168V167H97ZM103 168V167H102ZM102 168H100L102 170ZM108 168V167H107ZM106 168V170H107ZM152 168V167H151ZM44 169V168H42ZM42 169L38 170V173L39 171H43ZM58 169V168H57ZM63 169V167H62ZM69 169V168H68ZM78 169V168H77ZM88 169V168H87ZM86 169V170H87ZM125 169V167H124ZM147 169V168H146ZM264 169V163L262 160L258 161V163L256 164V174H259L261 172V170ZM72 170H74L72 168ZM105 170V171H106ZM109 170V169H108ZM107 170V171H108ZM113 170V169H112ZM156 170V169H155ZM158 170V169H157ZM224 169H222L223 171ZM69 171V170H68ZM85 171V170H83ZM82 171V173H83ZM89 171V169H88ZM92 171V170H91ZM97 171V170H96ZM104 171V172H105ZM205 171V170H204ZM70 172V171H69ZM81 172V171H80ZM111 172V171H110ZM35 173V172H34ZM42 173V172H41ZM73 173L74 175V171L71 172V174ZM97 173V172H96ZM100 173V172H98ZM109 173V172H108ZM159 173V172H158ZM12 174V173H11ZM18 174V173H17ZM43 174V173H42ZM70 174V173H69ZM68 174V176H69ZM91 174V173H90ZM88 174V176L90 175ZM95 174V173H94ZM104 174V173H101V175ZM107 174V173H106ZM105 174V175H106ZM110 174V173H109ZM182 174H184V178L185 177H188V176H191L190 177V188L188 189L187 193H186V189H185V184L187 183L185 181V179L179 177L181 176ZM206 174V173H205ZM41 175V174H40ZM57 175V174H56ZM80 175V174H79ZM85 175V174H84ZM34 176V175H33ZM59 176V174H58ZM65 176V175H64ZM67 176V173H66V176L64 177L66 180L68 178ZM97 176V175H96ZM122 176V175H121ZM258 176V175H257ZM37 177V176H35ZM62 177V176H61ZM70 177H74V176H71ZM69 177V178H70ZM87 177V175H86ZM102 177V176H101ZM103 177H105L103 175ZM116 177V176H115ZM172 177L173 180L171 181V184H170V188L166 191V192H162L163 191V187L166 186L167 184V181H169V178ZM178 177V178H177ZM194 177V178H193ZM262 177V178H261ZM39 178V177H38ZM50 178V177H49ZM60 178V177H59ZM143 178V177H142ZM227 178V177H226ZM259 178H261V184H263L264 182V172H262L261 174H259ZM259 178H256V185H258V179ZM54 179V178H53ZM77 179V178H76ZM85 179V178H84ZM87 179V178H86ZM98 179V178H97ZM95 179V180H97ZM244 179V178H243ZM246 179V178H245ZM83 180V179H82ZM80 180V182L82 181ZM94 180V181H95ZM99 180V179H98ZM102 180V179H101ZM105 180V179H104ZM108 180V179H107ZM113 180V179H112ZM247 180V179H246ZM250 179H248L247 181H249ZM35 182H37L36 180H34ZM52 181V180H51ZM77 181V180H76ZM89 181V180H88ZM103 181V180H102ZM109 181V180H108ZM111 181V180H110ZM27 182V181H26ZM40 182V181H39ZM73 182V180L71 181ZM71 182L69 184H71ZM78 182V181H77ZM97 182V181H96ZM139 182V181H138ZM142 182V181H141ZM49 183V182H48ZM91 183V182H90ZM94 183V182H93ZM99 183V182H98ZM107 183V182H106ZM105 183V185H106ZM223 183V182H222ZM221 183V184H222ZM239 183V182H238ZM253 183V182H252ZM260 183V181H259ZM65 184V183H64ZM67 184V182H66ZM77 184V183H76ZM75 184V185H76ZM80 184V183H79ZM112 184V183H111ZM139 184V183H138ZM244 184V183H242ZM39 185V184H38ZM41 185V183H40ZM61 185V184H60ZM103 185V184H102ZM114 185V184H113ZM118 185V184H117ZM142 185V183H141ZM264 185V184H263ZM72 186V185H71ZM144 186V184H143ZM247 188H248V185H246ZM63 187V186H62ZM61 187V188H62ZM77 187V186H76ZM104 187V186H103ZM102 187V188H103ZM139 187V185H138ZM237 189L239 190V198H237V200L241 203L242 199L244 200V193L243 190L237 186ZM261 187V186H260ZM13 188V187H12ZM73 188V187H72ZM85 188V187H84ZM91 188V187H90ZM89 188V189H90ZM106 188H110V187H107ZM113 188V187H112ZM111 188V190H112ZM224 188H230V186L228 184H225L224 185ZM77 189V188H76ZM80 189V187H79ZM77 189V190H79ZM107 189V190H108ZM251 189V187H250ZM72 190V189H70ZM69 190V192H70ZM77 190H74L77 192ZM96 190H98L96 188ZM110 190V189H109ZM138 190V189H137ZM136 190V191H137ZM49 191V190H48ZM65 191V190H63ZM85 191V190H84ZM83 191V192H84ZM260 191V190H259ZM262 191V190H261ZM40 192V191H39ZM57 192V191H55ZM67 192H68V189H67ZM80 192V191H79ZM82 192V193H83ZM88 192V191H87ZM91 192L93 193V189L91 190ZM90 190H89V193H91ZM94 192H96L94 190ZM104 192V190H103ZM101 192V194L103 193ZM113 192V191H112ZM115 192V191H114ZM113 192V193H114ZM131 192V191H130ZM140 192V191H139ZM145 192V191H144ZM217 192V191H216ZM223 192V191H222ZM66 193V192H65ZM64 193V194H65ZM72 194H74L72 191H71ZM70 193V195H71ZM109 193V192H108ZM124 193V192H122ZM61 194V193H60ZM68 194V193H67ZM99 194V193H98ZM101 194H100V197H101ZM234 194V193H233ZM253 194V193H251ZM258 194V193H257ZM69 195V194H68ZM69 195V196H70ZM79 195V194H78ZM84 195V194H82ZM88 195V194H87ZM119 195V193H118ZM123 195V194H122ZM128 195V194H127ZM225 195V194H223ZM237 195V194H236ZM242 195V196H241ZM73 196V195H72ZM71 196V197H72ZM98 196V195H97ZM110 196V195H109ZM130 196V194L128 195ZM216 195H214L215 197ZM238 196V195H237ZM264 196V195H263ZM51 197V195H50ZM56 196H54L55 198ZM78 197V196H77ZM88 197V196H86ZM94 197V196H93ZM253 197V196H252ZM73 198V197H72ZM71 198V200H72ZM80 198V197H78ZM77 198V201L79 200V202H83L84 199H78ZM92 198V197H91ZM117 198V197H116ZM123 198H126L123 197ZM52 199V198H51ZM76 199V197H75ZM87 198H85L86 200ZM100 199L99 197L97 198V200ZM111 199H112V196H111ZM132 199V198H131ZM214 199V198H213ZM218 199V198H217ZM248 199V198H247ZM251 199V198H250ZM263 199V198H262ZM45 200L47 201V203H49L50 201V198L48 195H46V198ZM82 200V201H81ZM84 200V201H85ZM88 200V199H87ZM90 200V198H89ZM93 201L97 202L95 200V197L94 199H92ZM110 200V199H109ZM123 200V199H122ZM121 200V201H122ZM101 201V199L99 200ZM134 201V199H133ZM166 201H171L170 203V206L167 207L166 205ZM218 201V200H217ZM53 202V201H52ZM59 202V200H58ZM66 202V201H65ZM77 202L76 204L79 205L80 203ZM91 202V201H90ZM117 202V200H116ZM125 202V201H124ZM129 202V200H128ZM248 202V201H246ZM252 202V201H251ZM55 203V201H54ZM110 203V202H109ZM108 203V204H109ZM130 203V202H129ZM220 203V202H219ZM245 203V202H244ZM253 203V202H252ZM260 203H263L262 207L264 209V202L263 200L259 201L258 203L256 202L255 200V196H254V205L257 207L258 209V206L260 205ZM75 204V203H74ZM73 204V205H74ZM86 204V202H85ZM103 204V203H102ZM107 204V202H106ZM105 204V205H106ZM115 204V202H114ZM127 204V203H126ZM132 204V203H131ZM251 204V203H250ZM92 205V204H91ZM90 205V206H91ZM69 206V205H68ZM75 206V205H74ZM88 206V205H87ZM113 206V204H112ZM130 206V205H129ZM56 207V206H55ZM70 207V206H69ZM81 207V206H80ZM111 207V206H109ZM108 207V208H109ZM115 207V206H114ZM222 207V206H220ZM252 207V206H250ZM262 207H260V210L263 215H264V212L263 210L261 209ZM64 208V207H63ZM89 208V207H88ZM92 208V207H91ZM100 208V207H99ZM107 208V209H108ZM112 208V207H111ZM122 208V207H121ZM128 208V207H127ZM168 208V212L166 213L167 216L165 217L164 215L161 214V212ZM87 210V208H84ZM101 209V208H100ZM252 209V208H251ZM80 208L78 207L77 211H79ZM85 210V211H86ZM91 210V209H90ZM89 210V211H90ZM113 210V209H112ZM112 210H110L112 212ZM125 210V209H124ZM153 210V209H152ZM65 211V210H64ZM94 210H92L91 212H93ZM97 211H99L97 209ZM103 211V210H102ZM109 211V210H108ZM116 211V210H115ZM189 212L188 215H186V217H188L187 221L185 222V219L184 221H178V219H176L177 221L174 220L173 216H172V213L173 212H181L182 214L185 215L186 212ZM57 212V211H56ZM62 212V211H61ZM68 212V211H67ZM95 212V211H94ZM100 212V211H99ZM128 212V211H127ZM126 212V213H127ZM82 213V212H80ZM79 213V214H80ZM124 213V212H123ZM243 213V212H242ZM17 214V213H16ZM57 214V213H56ZM84 214V212L82 213ZM81 214V215H82ZM128 214V213H127ZM165 214V213H164ZM174 214H177V213H174ZM262 214H260V216H258L255 212H254V219L255 221L257 220V225H259V230H262L261 229V223H262V220L264 221V218H262ZM98 215V214H97ZM118 215V216H119ZM244 215V214H243ZM242 215V216H243ZM89 217V215H87ZM99 216V215H98ZM177 216V215H176ZM179 216V215H178ZM82 217V216H81ZM109 217V216H108ZM107 217V218H108ZM246 217V216H245ZM248 217V216H247ZM259 217V218H258ZM83 218V217H82ZM92 218V216H91ZM182 218V217H180ZM127 219V220H126ZM244 219V218H243ZM260 219V220H259ZM102 220V219H101ZM10 221V220H9ZM26 221V220H25ZM24 221V222H25ZM78 221V222H77ZM105 221V220H104ZM126 221V222H125ZM90 222V221H89ZM109 222V221H108ZM107 222V223H108ZM84 223V222H83ZM103 223H106V222H103ZM10 224V223H9ZM80 224V223H79ZM95 224V223H94ZM114 224V223H113ZM256 224V223H255ZM88 225V222L86 224V226ZM102 225V224H100ZM117 225V226H116ZM244 225V224H243ZM27 226V225H26ZM113 226V225H112ZM121 226V227H122ZM92 227H95L92 226ZM106 227V226H105ZM111 227V225H110ZM127 227V225H126ZM264 227V226H262ZM90 228V227H89ZM108 229V227H106ZM78 229V227H77ZM113 229V228H111ZM146 229V228H145ZM7 230V229H6ZM87 230V229H86ZM85 230V231H86ZM110 230V229H109ZM81 231V230H80ZM84 231V230H83ZM81 231V232H83ZM121 231V229H120ZM264 231V230H263ZM91 232V231H90ZM111 232V231H110ZM113 232V230H112ZM48 233V237L41 243H37V240L41 237V235H46ZM74 233V232H73ZM77 233V232H76ZM125 233V232H124ZM123 233V235H124ZM126 233V234H127ZM215 233V232H214ZM84 234V233H82ZM129 234V235H130ZM183 234V232H182ZM109 236V235H108ZM126 236V235H124ZM181 236V235H180ZM21 237V238H20ZM107 237V236H106ZM122 237V236H121ZM192 238V237H191ZM248 238V237H247ZM107 239V238H106ZM110 239V238H109ZM122 239V238H121ZM241 239V238H240ZM243 239V237H242ZM10 238H6V241L10 242ZM167 240V241H165ZM183 240V241H182ZM262 240H263V237H262ZM13 241V239H12ZM25 241V240H24ZM104 241V240H103ZM246 242V241H245ZM248 243V242H247ZM28 244V246L30 245ZM36 244V245H35ZM217 244V245H216ZM245 244V243H244ZM102 245V247L100 246ZM191 245V244H190ZM247 245V244H246ZM252 246V244H250ZM35 246V247H34ZM183 246L185 247V249L183 248ZM233 246V245H232ZM34 247V248H33ZM87 247V246H85ZM191 248V247H190ZM207 248V247H206ZM137 249V248H136ZM191 251H189L191 253V259L193 256H195V253H200V250L199 248H196L195 249H190ZM80 251V250H79ZM82 251V250H81ZM148 251V250H147ZM223 251V250H221ZM245 250H243L244 252ZM264 251V250H263ZM141 252V255L139 256ZM151 252V251H150ZM149 252V253H150ZM6 253V252H5ZM79 253V252H78ZM239 253V252H238ZM25 254V253H24ZM124 254H126V257L124 259ZM244 254V253H243ZM211 255V254H210ZM253 255V254H252ZM80 256V254H79ZM249 256V255H248ZM9 259L12 260L13 258V255L9 254L8 255ZM7 257V258H8ZM54 257V256H53ZM102 259V263L101 261H99V259ZM190 258V257H189ZM250 258V257H249ZM62 259V258H61ZM71 259V260H70ZM214 259V258H213ZM216 260V259H215ZM249 260V259H248ZM7 262H10L8 259H6ZM75 261V262H74ZM171 261V260H170ZM240 261V260H239ZM238 261V262H239ZM245 261V260H244ZM250 261V260H249ZM151 262V261H150ZM218 262V261H216ZM229 262V260H228ZM237 262V263H238ZM165 262H163L164 264ZM192 263V262H191ZM252 262H250L251 264ZM64 264H68L67 262H64ZM155 264V263H154ZM241 264V263H240Z\"/></svg>",
  "mask_w": 264,
  "mask_h": 264
},
{
  "label": "crops",
  "instance_id": "0c3cea01",
  "mask_svg": "<svg viewBox=\"0 0 264 264\" xmlns=\"http://www.w3.org/2000/svg\"><path fill=\"white\" fill-rule=\"evenodd\" d=\"M19 218V217H18ZM15 233V232H14ZM16 234V233H15ZM6 238H8V235H7V237Z\"/></svg>",
  "mask_w": 264,
  "mask_h": 264
}]
</instances>
